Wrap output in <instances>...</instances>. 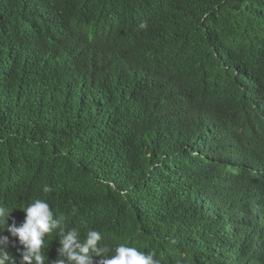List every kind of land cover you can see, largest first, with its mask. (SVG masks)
Returning <instances> with one entry per match:
<instances>
[{"label":"trees","instance_id":"16d2710c","mask_svg":"<svg viewBox=\"0 0 264 264\" xmlns=\"http://www.w3.org/2000/svg\"><path fill=\"white\" fill-rule=\"evenodd\" d=\"M37 198L159 264H264V0H0L8 224Z\"/></svg>","mask_w":264,"mask_h":264},{"label":"clouds","instance_id":"9594fccd","mask_svg":"<svg viewBox=\"0 0 264 264\" xmlns=\"http://www.w3.org/2000/svg\"><path fill=\"white\" fill-rule=\"evenodd\" d=\"M51 191L49 186L43 187L44 193ZM13 209L17 208L0 205V264H13L15 259L8 251L5 231L22 246V250L17 249L20 264H46V240L52 241L53 236L59 245L53 264H94L95 257L100 258L97 264H159L151 253L136 247L120 243L111 248L103 244L101 232L89 228L86 221H81L79 227H69L66 216L57 214L45 199L37 198L22 208L25 218L19 226L14 219L8 224Z\"/></svg>","mask_w":264,"mask_h":264},{"label":"bare ground","instance_id":"6f19581e","mask_svg":"<svg viewBox=\"0 0 264 264\" xmlns=\"http://www.w3.org/2000/svg\"><path fill=\"white\" fill-rule=\"evenodd\" d=\"M245 225V224H244Z\"/></svg>","mask_w":264,"mask_h":264}]
</instances>
